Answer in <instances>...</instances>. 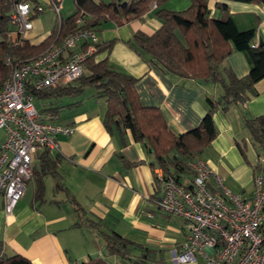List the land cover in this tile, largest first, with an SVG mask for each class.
Returning a JSON list of instances; mask_svg holds the SVG:
<instances>
[{
	"label": "crops",
	"instance_id": "obj_1",
	"mask_svg": "<svg viewBox=\"0 0 264 264\" xmlns=\"http://www.w3.org/2000/svg\"><path fill=\"white\" fill-rule=\"evenodd\" d=\"M58 1L59 16L47 0H37L43 9L32 18V28L21 34L24 39L39 44L61 19L71 14L63 17L65 0ZM220 1L226 2L239 29H256L254 46L264 40V4L208 0L209 16L221 15L216 5ZM72 3L75 10L73 0ZM189 5L190 0H167L162 6L179 11ZM156 9V4H151L140 17L123 23L114 19L99 23L98 42L112 45L95 58L106 56L110 67L136 77L140 102L159 107L170 128L180 133L199 125L206 112V98L218 99L223 89L210 78L171 72L133 47L135 32L152 34L161 26ZM17 36L16 31L12 32L14 40ZM249 68L245 54L237 50L217 66L219 72L230 69L238 77L246 75ZM89 87L92 86L57 97L58 102L65 98L67 101L51 107L55 108L57 123L75 127L70 135L58 134L57 150L48 151L51 157L58 156L56 173L41 174L36 153L25 193L11 213L4 210L0 195V254H19L32 264H83L97 259L107 264H139L136 258L147 252L150 264H170L173 250L187 237V225L181 217L158 206L163 188L155 176L160 168L151 167L152 155L142 142L134 140L131 129L123 134L124 144L116 131L108 132L103 123L106 97L99 94V89ZM38 111L50 112L45 107ZM255 116H264V78L255 83L246 103L216 109V136L201 154L227 187L244 196L253 191V163L258 149L245 118ZM40 182L43 189L38 196ZM210 185L215 187L213 179ZM113 232L133 242L131 258L109 251L106 238Z\"/></svg>",
	"mask_w": 264,
	"mask_h": 264
},
{
	"label": "trees",
	"instance_id": "obj_2",
	"mask_svg": "<svg viewBox=\"0 0 264 264\" xmlns=\"http://www.w3.org/2000/svg\"><path fill=\"white\" fill-rule=\"evenodd\" d=\"M19 1L22 0H0V88L10 71L5 62L7 56L13 60L30 58L39 54L50 42L58 41L84 25L96 30L99 23L108 19L123 23L140 17L152 3L156 4L155 13L162 20L161 26L152 34L135 32L133 47L178 75L210 78L220 84L222 94L218 99L206 98V112L198 126L176 133L168 125L159 107L143 105L135 89L136 77L110 67L106 56L95 58L98 53L109 51L111 42L96 44V52L86 62L88 73L83 72L76 80L77 84L70 82L46 86L31 92L38 98H57L80 93L85 86L99 89V94L106 97L103 123L108 132L116 131L124 144L123 134L127 128L131 129L134 140L142 142L152 155L151 167L160 168L164 178L172 176L180 184L184 178L192 177L186 161L196 156L202 157L203 150L216 136L213 118L216 109L221 106L226 110L231 104L246 103L249 93L254 92L255 83L264 78V40L254 46L256 29H239L223 1L216 3L221 15L212 17L209 16L208 0H190V5L179 11L163 7L167 0H73L75 10L61 19L50 35L39 44L24 39L10 18L14 4ZM32 1L37 3V0ZM235 1L264 4V0ZM37 13L34 12L31 19ZM14 31L18 35L15 40L12 38ZM232 50L243 52L249 62V71L242 77L236 76L230 69H225L223 73L217 70L218 64ZM47 110L50 111L47 113L55 114V108L48 107ZM245 125L253 144L259 149L256 156L260 153L264 155V116L246 117ZM240 148L243 150L242 146ZM37 154L40 158V173L55 174L58 156L51 157L46 149L39 150ZM262 169L260 161L255 160L254 172ZM155 181L162 183L158 176H155ZM42 189L40 182L36 191L38 196ZM106 241L111 253L131 258L132 241L116 232L108 235ZM148 255L144 252L136 261L139 264H150ZM0 264L32 263L19 254H0ZM83 264L107 262L97 259Z\"/></svg>",
	"mask_w": 264,
	"mask_h": 264
},
{
	"label": "built area",
	"instance_id": "obj_3",
	"mask_svg": "<svg viewBox=\"0 0 264 264\" xmlns=\"http://www.w3.org/2000/svg\"><path fill=\"white\" fill-rule=\"evenodd\" d=\"M47 1L59 16L60 2ZM42 9L32 0L15 3L10 18L17 32L31 29V15ZM98 41L97 31L84 25L35 56L6 57L10 71L0 88V195L7 213L25 193L33 156L42 149L57 150L56 136L75 130L73 125L57 123L55 114L40 113L31 90L77 80ZM255 160L263 169L254 172L250 196L227 187L200 156L186 161L192 177L181 184L172 176L164 178L161 170L157 173L163 188L158 206L181 217L188 228L185 241L173 250V264H264V155ZM212 179L215 187L210 185Z\"/></svg>",
	"mask_w": 264,
	"mask_h": 264
},
{
	"label": "rangeland",
	"instance_id": "obj_4",
	"mask_svg": "<svg viewBox=\"0 0 264 264\" xmlns=\"http://www.w3.org/2000/svg\"><path fill=\"white\" fill-rule=\"evenodd\" d=\"M73 3L71 4V0H65V5H64V10L62 11V15L63 17H65L66 15H68V13H72L73 12V7H72ZM68 6H70V10H67L68 9ZM51 44V42L44 48L42 49L40 52H42L43 50H45L49 45ZM75 84L78 83V81H73ZM86 87V86H85ZM90 89H92V87H89ZM87 89V92L90 90V89ZM67 98L63 99V100H60L58 102V100L56 98H54V100L52 99H44V98H38L36 96H34V106L37 110H41L43 109L44 107L45 108H48V107H55V106H60L59 104H63L65 103L67 100ZM255 158V156H254ZM188 179H190L188 177ZM171 260H169V263L172 264V262H170ZM160 264V262L158 263Z\"/></svg>",
	"mask_w": 264,
	"mask_h": 264
}]
</instances>
